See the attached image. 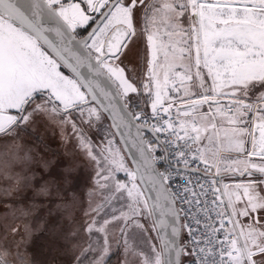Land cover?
<instances>
[{"label": "snow or ice", "instance_id": "obj_1", "mask_svg": "<svg viewBox=\"0 0 264 264\" xmlns=\"http://www.w3.org/2000/svg\"><path fill=\"white\" fill-rule=\"evenodd\" d=\"M136 41L144 48L133 51ZM256 85L264 87V0H0V134L29 121L25 106L36 94L47 96L37 110L51 104L53 113L77 109L89 119L100 118L89 98L99 103L103 96L104 110L119 114L114 126L121 139H131L136 149L135 170L124 165L118 149H101L112 167L97 174L105 181L100 186L113 187L106 200L123 206L95 228L105 235L102 245L90 246L98 252L92 264H106L112 221L124 222L125 252L138 257L125 264H181L189 244L196 264H264V216H254L264 211V195L257 191L264 184V92L256 103L245 99ZM130 94L142 97L150 116L142 107L130 108ZM153 140L165 152L163 172L155 167ZM80 143L92 156L91 146L83 138ZM120 171L128 183L116 179ZM173 172L187 177L178 191L168 183ZM201 172L204 183L197 176L193 184L192 174ZM145 174L154 199L136 183ZM225 176L252 179L229 185ZM142 214L153 219L159 249L148 237H140L137 247L130 243L137 233L129 236V225L142 230ZM183 230L188 244L180 243Z\"/></svg>", "mask_w": 264, "mask_h": 264}, {"label": "rangeland", "instance_id": "obj_2", "mask_svg": "<svg viewBox=\"0 0 264 264\" xmlns=\"http://www.w3.org/2000/svg\"><path fill=\"white\" fill-rule=\"evenodd\" d=\"M148 2L151 0H146ZM138 7L141 9L139 28L142 29L143 6ZM181 21L187 27L186 17H181ZM130 47H133V51L143 49L144 42L136 41ZM60 71L71 77L62 68ZM261 92H264V87L256 85L249 91L246 101L256 103ZM130 97L138 96L130 94ZM139 98L142 101V97ZM46 99L45 95L34 96L33 102L25 106V115L32 113L29 121L19 123L14 132L0 134V144L15 141L27 149L32 160L26 173L28 179L23 186L16 189L9 188L7 183L0 184V249L7 250L10 253L9 259L13 262L16 254L27 252L31 254L33 264H92L98 258V252L92 251L90 246L102 245L105 235L96 232L95 228L105 218L111 221L112 208L119 210L123 206L119 199L106 200L113 195V187L100 186L105 181L97 174H106L105 169L112 167L104 158L108 153L102 155L101 149H118L124 165L129 170L131 167L106 122L105 115L98 107L88 104V107L97 109L99 119L95 116L89 119L86 113L81 117L77 109L53 113L50 111L51 104L46 105L47 110H37L36 105L43 104ZM146 109L151 112L150 107L146 106ZM201 110L205 112L206 105ZM9 114L19 115L16 110H9ZM252 118L253 114L250 113L247 119ZM73 124L76 125V130L73 129ZM81 138L91 146L95 160L82 147ZM109 141H112V145H109ZM201 143L206 144L207 141ZM115 176L117 180L128 183V177L123 171L116 172ZM249 179L252 178L225 176L223 183L232 185ZM256 179L262 177L257 173ZM257 191L264 195V184H259ZM98 206H102L99 213L95 211ZM123 210L127 211V208L124 207ZM119 214V211L115 213L117 216ZM254 216L260 219L264 216V211H258ZM137 219L143 229L129 225V236L133 232L137 233V239L130 243L137 247L140 237H148L150 244L159 249L151 218L142 214ZM239 219L244 224L251 222L249 217ZM93 221H96V225L89 232V225ZM261 222L264 223V220ZM123 227V221H112L106 226V264H125L126 259H138L125 252V236L120 231ZM181 241L184 243L183 238ZM185 253L190 257L189 247L185 249Z\"/></svg>", "mask_w": 264, "mask_h": 264}, {"label": "clouds", "instance_id": "obj_3", "mask_svg": "<svg viewBox=\"0 0 264 264\" xmlns=\"http://www.w3.org/2000/svg\"><path fill=\"white\" fill-rule=\"evenodd\" d=\"M30 153L15 141L0 144V184L7 183L9 188H20L28 179L26 173L31 166ZM10 253L0 249L2 264H33L31 254L18 253L14 262L9 259Z\"/></svg>", "mask_w": 264, "mask_h": 264}, {"label": "water", "instance_id": "obj_4", "mask_svg": "<svg viewBox=\"0 0 264 264\" xmlns=\"http://www.w3.org/2000/svg\"><path fill=\"white\" fill-rule=\"evenodd\" d=\"M86 34L87 33L85 32L82 36H84ZM65 69L72 75V73L70 72L69 69H67V68H65ZM83 71H86V70H83ZM36 95H38V94H36ZM99 101L100 102L97 103L96 101H92L89 98V104H91V103L94 104L105 115L106 119L109 122V126H110L111 130L113 131V133H114L119 145L121 146V148H122V150H123L128 162L130 164L131 170H135L136 169V160H137L136 149L132 146L131 139L127 140V142H125L124 140L121 139L120 133L117 131V128L114 126V123H118V121H119V114L118 113H110L109 111H105L104 110L103 105H106L108 103V101L105 100L103 96H99ZM246 102L251 103L249 101H246ZM117 108H119L118 104H117ZM145 133H147L148 135L151 136V133L148 132L147 130H145ZM132 135L133 136L135 135V129L132 130ZM155 167H156V169H158V166H157L156 163H155ZM136 181H137L140 189L144 192L146 198H148V197H151L152 199L155 198V192L152 190V187H151V185L149 183V179H148V175L147 174L144 175L143 179H141V176L138 175ZM152 199L149 200L150 204L152 203ZM156 217H157V219L160 218L159 212L156 213ZM151 221L153 223V219L152 218H151ZM157 227H158L159 232L161 234H163L164 229L163 228H159V226H157ZM168 231L170 232V229H168ZM155 233H156V236H158V231L157 230H155ZM157 240H158V245H159V248H160V240L158 238H157ZM180 243L181 244H185V243H183L181 241V236H180ZM181 264H182V257H181Z\"/></svg>", "mask_w": 264, "mask_h": 264}, {"label": "built area", "instance_id": "obj_5", "mask_svg": "<svg viewBox=\"0 0 264 264\" xmlns=\"http://www.w3.org/2000/svg\"><path fill=\"white\" fill-rule=\"evenodd\" d=\"M208 110L207 105H206V110L205 112ZM150 116L151 112H147ZM146 133H144L145 135ZM164 138V134L161 135V139ZM154 147H155V157L156 159V164L158 166L159 171L163 172L165 170V168L167 167V161L163 159V157L165 156V152L163 151L162 147L159 145H156V143H153ZM173 159L172 155L169 154V160ZM176 167H180L183 168V165H175V163H173V168ZM193 167H195V165H193ZM200 167H203V165H200ZM197 176H199L200 179V183L203 184L204 183V175L203 173H199V174H192V180H193V184L195 183ZM187 179L186 176H184L183 172L180 173L179 175H177L175 172H173V179L171 181H169V185L172 189V191H178L180 188L183 187L184 185V180ZM205 187H207V185H205ZM197 192H199V187L197 186L195 189ZM201 199H203V197H201ZM181 238H183L184 243L188 244L190 237L188 236L187 230H183L181 232ZM189 250H190V257L187 255L188 261L186 264H196V258L195 256L192 254V246L189 244Z\"/></svg>", "mask_w": 264, "mask_h": 264}, {"label": "trees", "instance_id": "obj_6", "mask_svg": "<svg viewBox=\"0 0 264 264\" xmlns=\"http://www.w3.org/2000/svg\"><path fill=\"white\" fill-rule=\"evenodd\" d=\"M82 32H84V30H82ZM81 32V33H82ZM80 33V34H81ZM61 68L66 72L68 73L70 76H72L63 66H61ZM140 98L139 97H136V98H132L130 97L129 98V105H130V108L135 110V111H139L141 109V107L143 108V110L147 113V109H146V106L142 104V101L139 100ZM106 119V118H105ZM106 122L109 124L108 120L106 119ZM145 136L149 139H151L152 137L150 135H148L147 133L145 134ZM116 138V137H115ZM117 140V139H116ZM153 143H155V141L153 140ZM111 258V257H110ZM110 258L108 259V261L110 260ZM107 261V262H108ZM188 261V258L185 255L182 256V264H186Z\"/></svg>", "mask_w": 264, "mask_h": 264}, {"label": "flooded vegetation", "instance_id": "obj_7", "mask_svg": "<svg viewBox=\"0 0 264 264\" xmlns=\"http://www.w3.org/2000/svg\"><path fill=\"white\" fill-rule=\"evenodd\" d=\"M80 31V33L82 32V30H79ZM86 31H84V32H82L81 33V36L85 33ZM232 177V176H231ZM237 177H239V176H235L234 178H237Z\"/></svg>", "mask_w": 264, "mask_h": 264}, {"label": "crops", "instance_id": "obj_8", "mask_svg": "<svg viewBox=\"0 0 264 264\" xmlns=\"http://www.w3.org/2000/svg\"><path fill=\"white\" fill-rule=\"evenodd\" d=\"M205 141H203V143H204ZM18 193V192H17Z\"/></svg>", "mask_w": 264, "mask_h": 264}]
</instances>
